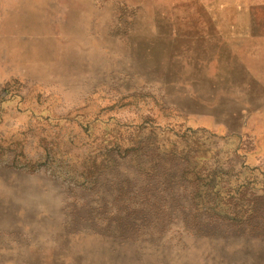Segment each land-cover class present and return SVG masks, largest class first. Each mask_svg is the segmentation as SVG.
Returning <instances> with one entry per match:
<instances>
[{"label": "rangeland", "instance_id": "obj_1", "mask_svg": "<svg viewBox=\"0 0 264 264\" xmlns=\"http://www.w3.org/2000/svg\"><path fill=\"white\" fill-rule=\"evenodd\" d=\"M9 84L62 114L133 93L158 97L206 138L212 166L247 171L264 165V0H0V95ZM115 116V130L134 119L123 109ZM26 117L4 109L0 134L35 157ZM239 146L261 153L246 159ZM88 149L73 154L99 166L104 153ZM104 162L78 185L49 168L24 173L0 162V264H264V240L208 216L198 221L210 238L187 234L182 161L155 187L123 153ZM143 190L170 209L163 233L152 213L138 212ZM123 211L138 232L123 234Z\"/></svg>", "mask_w": 264, "mask_h": 264}, {"label": "trees", "instance_id": "obj_2", "mask_svg": "<svg viewBox=\"0 0 264 264\" xmlns=\"http://www.w3.org/2000/svg\"><path fill=\"white\" fill-rule=\"evenodd\" d=\"M124 27L128 29L131 26L126 24ZM46 103L40 95L25 94L15 84L5 87L0 95V124L4 109L10 106L26 114L24 127L37 138L38 151L35 157H30L14 135L6 137L0 134V162L24 173L49 168L57 178L69 179L78 185V177L83 178L84 183H88L89 177L95 180V176L107 167L105 159L111 152H117L123 153V157H130L141 175L154 180L152 185L155 187L166 185L164 180L168 174L175 173L172 165L182 161L178 180L189 193L192 211L191 221L183 228L190 237H211L198 221L200 216L205 215L219 229L228 225L235 233L241 232L248 239L264 240L262 162L258 166L246 165L247 171L242 172L241 169L236 173L231 167L225 170L221 166H212L216 153L207 146L206 138L194 133L188 126L187 118L164 107L158 97L147 98L133 93L111 105L103 106L95 101L66 114L53 109L52 102ZM119 109L133 113L132 124L137 121L133 129L132 124H123V130H115L119 126V118L115 116ZM84 145L89 146L92 156L104 153V160L99 166L96 162L87 166L86 159L81 160L73 154V150ZM93 145L95 150L92 153L90 149ZM237 150L243 152L246 159L261 153L255 151V146H239ZM150 193L143 190L138 212L148 210L152 213L156 221H153V230L163 233L171 216L170 209L161 211L159 202L150 199ZM123 214V234L138 232V225L129 219L130 212L123 211Z\"/></svg>", "mask_w": 264, "mask_h": 264}]
</instances>
